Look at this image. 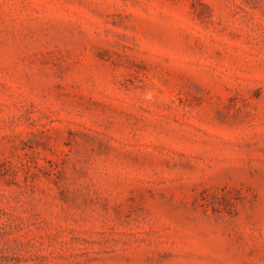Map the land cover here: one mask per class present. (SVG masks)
<instances>
[{"label":"rangeland","instance_id":"1","mask_svg":"<svg viewBox=\"0 0 264 264\" xmlns=\"http://www.w3.org/2000/svg\"><path fill=\"white\" fill-rule=\"evenodd\" d=\"M0 264H264V0H0Z\"/></svg>","mask_w":264,"mask_h":264}]
</instances>
